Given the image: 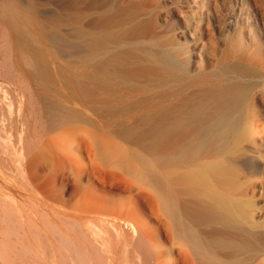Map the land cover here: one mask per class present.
I'll list each match as a JSON object with an SVG mask.
<instances>
[{
  "label": "bare ground",
  "instance_id": "bare-ground-1",
  "mask_svg": "<svg viewBox=\"0 0 264 264\" xmlns=\"http://www.w3.org/2000/svg\"><path fill=\"white\" fill-rule=\"evenodd\" d=\"M239 2L0 0V264H264Z\"/></svg>",
  "mask_w": 264,
  "mask_h": 264
},
{
  "label": "rangeland",
  "instance_id": "rangeland-1",
  "mask_svg": "<svg viewBox=\"0 0 264 264\" xmlns=\"http://www.w3.org/2000/svg\"><path fill=\"white\" fill-rule=\"evenodd\" d=\"M206 1V2H205ZM211 1V3L213 4V6L215 4L218 3V5L220 4V2H222V0H209ZM238 1V0H237ZM240 1V0H239ZM257 0H244V3H243V6L241 4V2H239V8L238 9V12H240V15H241V18H242V21H241V25H242V29L246 31V34L247 36L250 35V24L253 22V19H252V6L253 4L256 2ZM197 6L196 9H199V10H205L206 9V6H207V0H197ZM262 3L264 5V0H262ZM243 23V24H242ZM248 25V26H247ZM202 30L205 32L203 34V36L205 37L204 40L205 41H210V38H211V34H210V31H209V26L207 27L206 24H203L202 25ZM205 26V27H204ZM246 26V27H244ZM247 29V30H246ZM45 32L48 34V32L51 34L53 32V30H49L48 28L45 29ZM234 43V46L236 48V46H238V44H236L235 42ZM210 46V45H209ZM262 49L257 51L256 54L257 55V64H258V67L256 68L257 69V72L260 73H264V43L261 47ZM211 46L209 48V50H211ZM208 60L210 61L211 60V56H207ZM249 110L250 112L252 113L253 115V118L251 120V122L248 124L250 126H256L257 123L259 122L258 119H257V115L259 116L260 120H261V124H263L264 126V88L259 86L258 88H256L254 90V93H253V97L252 99L250 100L249 102ZM256 112H259L258 114H256Z\"/></svg>",
  "mask_w": 264,
  "mask_h": 264
}]
</instances>
